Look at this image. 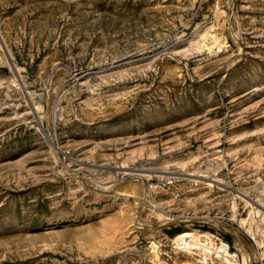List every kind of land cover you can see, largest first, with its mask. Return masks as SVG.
Returning <instances> with one entry per match:
<instances>
[{
  "label": "rangeland",
  "instance_id": "374dc122",
  "mask_svg": "<svg viewBox=\"0 0 264 264\" xmlns=\"http://www.w3.org/2000/svg\"><path fill=\"white\" fill-rule=\"evenodd\" d=\"M261 229L264 0H0V264H264Z\"/></svg>",
  "mask_w": 264,
  "mask_h": 264
},
{
  "label": "built area",
  "instance_id": "2783aa9c",
  "mask_svg": "<svg viewBox=\"0 0 264 264\" xmlns=\"http://www.w3.org/2000/svg\"><path fill=\"white\" fill-rule=\"evenodd\" d=\"M187 235H181L175 238L174 245L177 249L183 250L188 247L203 248L210 246L213 257L216 260H230L236 257V255L231 252L227 243L219 239L212 242V235L209 236L207 234H201L197 235L196 237L192 236L193 234ZM248 238L254 244L256 249H258V243H264V229H261L260 232L256 234V236H248Z\"/></svg>",
  "mask_w": 264,
  "mask_h": 264
},
{
  "label": "bare ground",
  "instance_id": "6f19581e",
  "mask_svg": "<svg viewBox=\"0 0 264 264\" xmlns=\"http://www.w3.org/2000/svg\"><path fill=\"white\" fill-rule=\"evenodd\" d=\"M75 163H77V164H79L80 163V161H76ZM148 172V171H147ZM156 173L158 172V171H155ZM154 174V173H153ZM175 175V174H174ZM188 236V235H187Z\"/></svg>",
  "mask_w": 264,
  "mask_h": 264
}]
</instances>
